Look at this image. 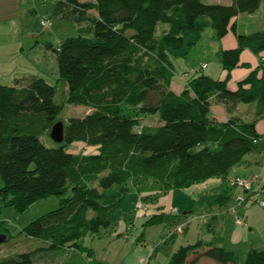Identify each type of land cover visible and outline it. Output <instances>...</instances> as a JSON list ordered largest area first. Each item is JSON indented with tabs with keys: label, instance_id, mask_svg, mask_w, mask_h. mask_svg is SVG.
<instances>
[{
	"label": "trees",
	"instance_id": "16d2710c",
	"mask_svg": "<svg viewBox=\"0 0 264 264\" xmlns=\"http://www.w3.org/2000/svg\"><path fill=\"white\" fill-rule=\"evenodd\" d=\"M56 1L54 14L72 17L80 34L57 47L50 42L46 46L56 55L67 102L94 111L69 118L64 141L48 146L41 138L50 134L63 109L55 100L57 87L36 76L26 85L20 79L0 84L1 202L24 211L41 197L60 196L57 209L21 230L37 247L0 257V264H32L33 253L64 247L91 257L85 238L102 229L115 230L118 208L149 178L158 193L223 178L225 185L213 200L229 211L239 192L226 180L231 168L264 152V135L257 129V121L264 119V68L259 63L236 87L229 85L244 49L264 53V30L237 33L235 21L240 14L255 13L263 0ZM160 22L168 29L157 35ZM207 28L219 39L231 31L236 34L237 46L218 52L227 74L214 79L199 71L189 73L186 88L177 93L171 87L173 57L186 58ZM213 99L225 105L229 120L217 122L211 116ZM240 103L256 104L251 120L234 113ZM147 115H158V124H143ZM74 142L95 150L72 152ZM69 189L72 193L66 196ZM146 215L145 225L164 218ZM0 233L7 235L4 242L12 238L3 225ZM174 238L175 233L168 237ZM202 257L239 264L234 251L201 239L181 245L166 264H197ZM244 264H264V249L249 250Z\"/></svg>",
	"mask_w": 264,
	"mask_h": 264
},
{
	"label": "rangeland",
	"instance_id": "374dc122",
	"mask_svg": "<svg viewBox=\"0 0 264 264\" xmlns=\"http://www.w3.org/2000/svg\"><path fill=\"white\" fill-rule=\"evenodd\" d=\"M37 1L39 4L38 14L31 13L30 16L23 19L24 24L29 20L30 30L24 31V36L27 37V39L32 42L31 45H33V47H30L29 49V53H31V57L33 58V76L44 78L48 83L57 87L55 100L58 104H63V109L56 122L62 121L65 124L69 118L74 116H84L94 111V108L91 106L76 105L67 102V87L65 85L63 86L62 81L59 79L56 55L51 48L46 46V44L50 42L53 43L54 47H57L67 38L75 37L79 35L80 32L77 22L72 17L69 16L64 18L62 15L59 17V15L54 14L56 12L58 1ZM212 1L216 0H205L206 3H212ZM259 14L260 13L256 15V18L260 17L263 20L264 18ZM44 18L50 20L48 26L43 25L42 21ZM255 25L259 24L255 23ZM14 29L15 28H9L0 32V41L5 42L11 40L14 36L16 37V34L20 38V31L18 32ZM166 29H168V24L160 22L157 25V35L162 34ZM212 35L213 30L207 28L202 35V39L191 49L186 58L173 57L175 70L173 82H181L180 80H183L182 77L186 75L185 71H190L189 73L197 72V69L202 68L201 65L204 61L210 64V68L209 70H203L202 73H205L206 75L213 73V77H215L214 79H219L221 77L220 70L223 69L221 67L219 54L214 50L215 44L218 43ZM4 42H2V44H6ZM32 48L33 50L30 52ZM5 83L6 85L14 84V82L8 81ZM254 106L255 103H240L236 110L237 115L245 121L251 120ZM158 121V115H147L142 119L143 124H158ZM259 124L260 128H262L264 122L260 121ZM41 140L48 146L56 145V142L51 138L49 133L43 135ZM69 150L75 153L88 154L92 153L95 149L82 142H74L69 147ZM92 177V175L86 176L84 181L92 179ZM118 188L119 186L116 185L108 192H113ZM172 190L177 192L175 193L174 198H171L169 195L171 190L158 193V187L153 179L149 178L148 180L142 181L139 185V191H150V193L156 192L157 195L154 200L145 199V197L141 200H143L146 206H155V209L164 212L165 217L159 223L145 225V220H147L148 217L144 216L142 211L137 210L136 205L140 197L134 195L136 193L132 191L117 210L116 232L115 230L107 231L102 229L99 234H89L85 238V244L93 249L92 259L95 263H98L99 261L111 264L120 262L129 251V247H133L134 245L139 246V243H136V239L144 229L145 237L142 243L148 247L159 242L162 236H165L170 232L175 233V241H173L172 244L161 246L158 249L157 252L160 256L170 253L171 251L173 253L181 245L194 244L200 239L203 241H213L214 245H221L226 250L234 251L239 258V264H244L249 250L264 249L263 208H255L252 210L251 215H253L254 224H251L249 228L244 229L245 233L240 243H231L229 240L221 241L219 237L221 233L219 235L216 233L212 234V232L207 230L206 225L203 226V219L198 209L200 205L197 201L189 198L187 202L186 195L181 189ZM71 193L72 190L69 189L66 196ZM167 195L168 197H165ZM161 202L163 203L162 205H160ZM59 206L60 196L58 195H46L41 197L24 211L17 210L13 205H4L0 200V225H3L12 237L8 241L0 244V257L34 250L39 243L35 242L33 239L24 237L21 234V230L32 220L51 210L57 209ZM175 208L178 211L174 210ZM190 209H193L190 214L194 216H187L185 218L188 222V226L185 227L184 233L174 232L177 227L178 218L183 215L184 211H191ZM141 218H144V222ZM137 219H139V221H136ZM225 222L226 220H224V224H226ZM127 226L130 229H127ZM221 226L223 227L224 225ZM231 227L234 228V225L232 224ZM123 228L126 233L124 232L123 235H117V233ZM132 228L133 230L130 231ZM129 234H131V237ZM31 258L33 259L32 264H92L91 259H89L85 253H81L75 249H69V247L60 248L57 251L46 250L43 252H35ZM156 260V257L152 258V262L157 263L158 260Z\"/></svg>",
	"mask_w": 264,
	"mask_h": 264
},
{
	"label": "crops",
	"instance_id": "0c3cea01",
	"mask_svg": "<svg viewBox=\"0 0 264 264\" xmlns=\"http://www.w3.org/2000/svg\"><path fill=\"white\" fill-rule=\"evenodd\" d=\"M42 1L44 2L45 0ZM83 1H87V0H83ZM230 1L231 0H216V1H212V3L213 2L229 3ZM38 7L39 4L37 0H0V32H3L9 28L11 29L15 28L14 29L15 31L16 30L18 32L20 31V38L16 34V37L14 36L13 39L11 40L5 42L0 41V84L3 83L6 84L5 82L7 81L15 83L16 79H20V83L22 85H26V81L29 80L31 77H33V58L31 57V53H29V49L30 47H33V45H31L32 42L29 39H27V37L24 36V31L30 30L29 20L26 21V24H24L23 19L27 18V16H30L31 13L38 14ZM258 13H260L259 15L260 16L262 15V17L264 18V0L262 1L260 8L255 13L252 14L243 13L236 17L235 19L236 32L248 34L259 30H264V19L262 20V18L260 17L256 18V15H258ZM255 23H258L259 25H255ZM212 37L218 43L215 44L214 46V50L216 52H219L222 49L233 48L237 46V37L236 34L232 31L221 39L217 38L216 33L213 31ZM2 42L6 44H2ZM32 50L33 48L30 50V52ZM205 63L207 64V67L203 68L201 65L202 68L197 69V71L203 72V70H207V69L209 70L210 64L206 61H204L202 64ZM258 65H259V55L254 53L251 49L248 48L244 49L241 53V65H239L238 67L234 68L231 71V80L229 82V85L233 88L236 87V83L239 80L245 78L252 70L256 69ZM220 71H221V77L219 79H223L226 76L227 72L224 69ZM185 72L186 75L182 77L183 80H180L181 82L172 81L171 87L177 93L182 92L186 88L185 81L190 71L189 72L185 71ZM209 76L213 77L214 74L209 73ZM238 107L239 105L237 106V109ZM255 109H256V104L254 106V111L251 118L254 117ZM236 110L234 112L235 114H237ZM211 116L217 122H224L229 120L232 115L228 112L224 104L217 102L216 99H213ZM260 121L264 122V119H260L257 121V129L260 134L264 135L263 132L264 124L263 127L260 128V124H259ZM234 177L257 178L256 180L257 182H259L260 179L264 177V152L251 154L250 156L246 157L244 161L236 164L234 167L231 168L228 177L226 179L231 186H233L231 184V179ZM223 185H225L223 178L216 177V178H209L206 181L193 184L192 186L181 190L185 193L187 202L190 198L194 201H197V203L200 205L198 209L203 219V226L206 225L208 231L212 232V234L216 233L218 235L221 233L219 236L221 241L229 240L231 243L233 242L240 243L245 233L244 229L249 228L251 224H254L252 217L253 215H251L252 210H254L255 208H263V207L253 206L245 209L244 208L240 209V213L245 216L247 226H243L241 224L236 223L235 213L231 212L230 210L227 211L225 206H222L221 204H217L213 200L218 196L219 192L223 188ZM138 188L133 189V192L136 193L134 195H138V197H140L139 200H141L143 197L148 198L150 197V195L152 196L153 194L156 193L155 191H154L155 193H150V191H139ZM233 191L237 192V189L235 188V190ZM169 193L171 198H174V195L177 192L171 189V192ZM165 197H168V195ZM162 204L163 203L161 202L160 205ZM154 207L155 206H147L148 211L146 214L153 212L154 214L162 215L163 217H165L164 212L162 211L160 212L158 211V209H155ZM174 210L177 209L175 208ZM190 210L191 211L183 212V215L179 217L177 220L178 221L177 225L181 223H186L185 227L188 226V222L185 220V218L187 216H194L190 214L193 209ZM146 214L143 215L147 217ZM141 219L144 222V218ZM224 220H226L225 222L226 224H224ZM136 221H139V219H137ZM232 224L234 225V228L231 227ZM221 225L224 226L222 227ZM127 229L130 228L127 226ZM132 230L133 228L130 231ZM115 232H116V227H115ZM124 232L126 233V231H124L123 228L119 233H117V235H123ZM182 233H184V231ZM171 234L172 232L166 234L165 236H162L159 242H156L154 243V245L148 247L142 243L145 237V229H144V231H142L137 236L138 238L136 239V243L138 242L139 246L134 245L133 247H129L128 248L129 251L127 252V254L123 257V259L120 262L116 264H166L172 255V251L162 256H160V254L157 251L161 246H163V245L159 246V244L167 241L165 245H169L172 244L173 241H175V238L173 240L168 239L169 235ZM129 236L131 237V234H129ZM206 242H213V241H206ZM69 249L77 250L76 248L73 247ZM194 255L195 253H193L190 256V258H192ZM92 256L88 257L89 259H91L92 264H98V263L111 264L104 261L102 262L99 261L98 263H95V261L92 259ZM154 257H156V259L158 260V261L156 260L157 263L152 262V258ZM197 264H220V263H217L210 258L202 257L200 258Z\"/></svg>",
	"mask_w": 264,
	"mask_h": 264
},
{
	"label": "built area",
	"instance_id": "2783aa9c",
	"mask_svg": "<svg viewBox=\"0 0 264 264\" xmlns=\"http://www.w3.org/2000/svg\"><path fill=\"white\" fill-rule=\"evenodd\" d=\"M44 26L50 24V20L44 18L42 21ZM259 63L264 68V53L259 56ZM203 68L207 67V64H202ZM257 178H241L234 177L231 179V184L235 186L239 192L234 196V201L229 210L235 213V221L238 224L247 226L245 216L240 213V209L249 208L253 206H260L264 208V177L259 182ZM259 180V179H258ZM137 210L146 214L148 211L147 206L143 200H139L136 205ZM186 223L178 224L174 232L182 233L185 229Z\"/></svg>",
	"mask_w": 264,
	"mask_h": 264
},
{
	"label": "water",
	"instance_id": "95a60500",
	"mask_svg": "<svg viewBox=\"0 0 264 264\" xmlns=\"http://www.w3.org/2000/svg\"><path fill=\"white\" fill-rule=\"evenodd\" d=\"M64 128L65 124L62 121H58L53 125L50 136L56 143H62L64 141ZM6 239L7 235L5 233H0V244Z\"/></svg>",
	"mask_w": 264,
	"mask_h": 264
}]
</instances>
